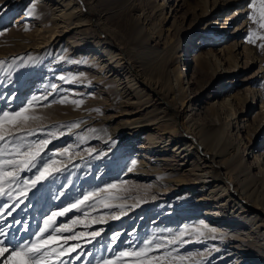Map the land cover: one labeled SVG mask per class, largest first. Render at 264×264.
<instances>
[{
	"label": "bare ground",
	"instance_id": "bare-ground-1",
	"mask_svg": "<svg viewBox=\"0 0 264 264\" xmlns=\"http://www.w3.org/2000/svg\"><path fill=\"white\" fill-rule=\"evenodd\" d=\"M115 1H109L112 8L98 18L97 28L115 12ZM142 1L122 0L130 28L122 46L114 44L119 39L116 32L109 29L111 33L102 38L91 30V18L79 0H33L16 18L17 35L37 40L35 66L41 63L43 68V61L49 59L52 69L64 68L56 77L81 78L76 92L97 99L82 96L61 101L57 107L65 112L63 116L35 124V135L51 134L48 127H58L48 144L56 145L57 167L76 170L87 165L91 171L99 166L98 178L117 174L119 180L114 183L136 182L135 191L121 184L104 187L100 193L123 199L114 202L117 207L112 213H101L97 219L79 217L66 236L76 239L63 241L70 245L68 253L52 259V264H62L66 256L77 264L101 244L107 245L109 253L116 252L141 235L165 230L200 235L211 245L208 257L218 263L261 264L253 251L264 236V90L259 85L264 63L243 35L246 30L232 29L231 17L226 15L220 32L216 31L219 16L235 0L194 4L155 0L150 5ZM184 8L194 16L182 31L178 18ZM11 12L10 8L3 11ZM201 24L205 27L200 28ZM231 37L236 40L229 44L226 40ZM255 65L253 75L240 76ZM36 69H30L27 77ZM12 96L7 109L17 108L25 98L17 102ZM66 120L77 121L76 126L61 128ZM25 173L20 172V177ZM130 174L135 178L127 181ZM70 181L64 184V196L72 194ZM5 200L12 203L8 197ZM45 202L41 205L47 206ZM22 211L0 216V227L14 226L12 247L24 234L13 220ZM39 212L26 217L37 219ZM101 229L93 239L91 233ZM116 233L120 235L113 244Z\"/></svg>",
	"mask_w": 264,
	"mask_h": 264
},
{
	"label": "rangeland",
	"instance_id": "rangeland-1",
	"mask_svg": "<svg viewBox=\"0 0 264 264\" xmlns=\"http://www.w3.org/2000/svg\"><path fill=\"white\" fill-rule=\"evenodd\" d=\"M79 1L82 3V7L84 8L86 14H88L89 17L91 18V25H92L91 30H93L94 32H98L100 37L104 38L106 36V33L108 32L111 33L109 31L110 29L116 32L119 38L117 40H114L115 42L114 44L120 46L125 45L129 37L128 34L130 28L128 25L129 15L126 11L125 4L122 3V0L115 1L116 4L115 12L106 15L105 25L102 27L103 29L97 28L96 22L101 15L110 12L112 6L109 3V1L112 0H79ZM142 2H145L146 4L150 5L151 2H155V0H143ZM189 2L194 4L197 3V0H189ZM20 3H22V5L15 9V6H18ZM248 3L249 0H235L234 4L230 5V7L227 8L225 12H223L222 15L219 16L220 23L219 24L217 23L216 31L218 30L217 32H220V29L222 28V21L225 20L226 15L231 17L232 29L235 30L236 27H238L240 30L241 29L246 30V32L243 35L246 36L247 41H249L250 39L254 41V43L249 42L250 46H252L251 48H253L255 55L259 56L264 63V47H261V45H264V27H260L259 23H255L253 22V20L249 19V15L254 16L257 20L259 19L260 16L259 10L261 9L262 5L260 3V0H257V3L254 5V8H249L247 6ZM32 4H33V0H6V1L3 0L2 2H0V61L3 62L2 64H0V101L3 102L6 101L5 104L3 102L2 104H0L2 105L0 106V112L7 110L9 111L10 109H11L10 111L16 109L19 110L20 109L19 107L25 105L28 101H30L29 98H31V100L33 97L38 98V100L35 103H33L31 109H29L27 113V115L35 117L34 119H30L26 124H21L17 127H13L10 125L4 126L3 132L5 139L3 141H0V149L4 150L5 153L14 151V146L17 145L22 144L24 147L21 148V151H24L27 148V146L30 144L34 145L35 143H38L41 140H48V141L52 140L53 139L52 132L58 128L57 126H53L52 128L48 127V129L52 130L51 134L48 132V134L45 133L43 134L45 136H43L40 134L35 135V133L37 132L36 125H39L41 122H46L47 120H52L53 118L63 116L65 112L57 107V104H59L61 101L69 100L71 102L72 100L71 98L74 99L77 97L79 99V98H83L82 96H84L85 99H88L90 97L88 100H90L91 98L94 101L97 100L95 97L93 98V96L91 95L85 96V94H80L76 92V90H78L80 86L78 85V83L79 84L82 83L81 78H77L73 74L70 75L62 74L56 77L57 74H61L63 72L62 70L64 68H56V70L52 69L51 67L53 66H51V64L53 63H49V59L44 60L43 61L44 63L42 62L43 68L41 67V63L35 66L37 64L36 62L38 61V57L37 54H35L36 51H34L33 48H35L37 40H32V39L22 40L21 36L19 37L17 35L19 33L15 32V29H17L16 28L17 23H15L16 18L19 15L23 14L25 10L31 7ZM6 8H10V11L13 10V13L11 12L8 15H5L3 11ZM181 13L182 15L178 18V24H179L178 27L179 30L183 31L184 28H187V26L190 24L191 19L194 15H190L187 8H184ZM205 23L206 22H204V24ZM170 24L171 22L168 24V26H170ZM204 24H201L200 28L205 27ZM250 33H253L254 35L250 37L249 35ZM232 38L234 37H231L226 41H228V43L230 44L232 41L236 40ZM195 39L197 40L199 38L196 37L194 38V40ZM32 66L36 67L37 69L35 72H33L34 75L33 74L30 75V78H28L26 74L30 69L34 68ZM193 66H195V62H192V67ZM257 69H258V65H255L252 68L248 69L247 71H242L240 76H245V75L251 76L253 75V73H255ZM261 73L260 76L262 75ZM69 76L72 77L70 78ZM44 81L47 83L45 84ZM38 82L39 83L43 82L44 85L42 84L36 85V83ZM259 82H260L259 85L261 86L262 90H264V78ZM3 90L5 91L4 94H2ZM11 95H13L12 96L13 99L16 97L17 102L20 98L25 97L24 99L20 100L18 107L15 109H13L12 107L7 109L9 104V98H11ZM260 106L261 104L259 102L257 105L258 109L261 108ZM66 111L69 112L68 110ZM205 119L206 118L202 116V120ZM76 123L77 121L70 122L69 120H66L65 122H63V125H61L62 126L61 128L70 129L72 127L69 126L76 125ZM31 125H33L34 129H31L33 128L31 127ZM48 144L45 146L42 155L44 156L45 160L54 157L56 161V166H59L60 160H57L56 156L53 153V150L55 149L56 145L50 144V146L48 147ZM121 156L122 159L125 158V156L123 155ZM10 158L11 157L7 156L6 154L0 155V159H10ZM115 160H118V158H116ZM128 160L131 161L130 158ZM128 160H126V162H129ZM123 161L124 160H122V162ZM80 167L76 168V170L73 167H65L61 172L56 173L54 177L50 178L45 183L44 187L41 189V191L43 192L42 198H39L40 197L39 193L36 195H30L29 200L26 202V205H21L20 208H22L23 211L19 214L22 217L19 218V214L18 216L13 217V220L15 221H17L18 218L20 219L19 220L20 223L17 226L20 225L19 231L20 232L24 231L25 234V235L23 234L20 237L21 241L34 239L32 234L35 233L39 227L42 226L43 218L45 215L50 214L52 209L57 210L59 207L67 206L66 204H68V202L69 203L74 202L76 199L81 197L82 193L96 192V194L90 200L86 201L85 204L81 206L79 211L73 209L64 217H58L57 225L68 224V226L71 228L73 225V220H75L73 219L75 216L82 217V215H88V216L90 215L89 216L90 218L97 219L101 215V213H112L115 210L117 206L115 205L114 207V202L122 200L123 198H121L120 196L114 193L107 196L105 193H100V191L97 190L98 189L104 190L105 189L104 187H106L105 190L109 189L107 187L108 186L107 184H112V182L115 179L119 180L118 178L119 176L117 174H110L107 178H105L107 179V181H105V179L103 178L102 179L98 178L99 166L92 168L91 171L89 170L87 165H86L87 168L82 166ZM34 173H35V169H33L32 172L26 171V173L23 176H21V179H30L34 175ZM112 175L114 177H112ZM69 178L71 180L70 181L71 190L68 189V192L69 193L72 192V194H70L69 196L67 195L68 198H66L67 196L63 195L65 191L63 192L62 189L64 187V184L66 183V180ZM128 178L134 179L135 177L132 176V174H130L129 177L125 179H127L128 181L129 180ZM122 183L123 184L118 182L117 183L113 182V185L121 184L123 185V188L135 191L136 189L135 181L134 182L128 181L127 183L126 182H122ZM5 187L7 189V185ZM16 188H17L16 185H12V189L14 191H13L12 203L10 205H13L14 203L18 202V200L15 198ZM5 198L6 196L3 199L0 198V205L4 204V202L6 201ZM34 198L35 199L39 198L41 202H38L36 205H34L35 203ZM20 199H22V197H20ZM45 201H48V203L46 204L47 206H42L41 203ZM105 204L111 205V207H105ZM42 208L43 210H41ZM39 211H42L41 212L42 215L41 217H39L40 219L37 218L33 220L32 218L29 219L26 217L31 214L34 215L33 213L35 212H38V214H40ZM6 212L7 209L3 211V215H5ZM8 223H10V221ZM5 227H6L5 225H2L0 228L4 229L8 235L7 237L0 236V240H5L6 243H10L12 241L11 235L13 233L12 228L14 226L10 228L7 227L5 228ZM71 232L57 233L56 235L62 238L50 243L48 246H46L43 249V251L49 252L50 249L52 248H57V250L59 251L60 248L62 247L63 251L58 258H61L62 254L63 255L65 253L67 254L68 247L70 245H65L63 243L64 241L63 237H66ZM151 234H152L151 236L147 234L148 236L145 237L144 235L137 237V239L134 242H131V245L124 247L125 249L124 248L117 249L116 252L111 251V253H109L107 251V245L101 244L94 248V251L96 250L95 252L89 254L92 255L91 257L88 256L85 259L84 257H82L81 258L82 260L78 259L79 261L77 262V264H104L105 261H111L112 264H223V262L218 263L212 257L211 258L208 257V253L210 251L211 245L209 242L206 243L202 241V239L199 238L200 235L192 234L189 232L188 234H186V232H182L183 235H180L181 233H178V235H176L168 230L162 232L157 231ZM45 235H47V233ZM259 238L260 241L258 242V246L254 245L253 253L256 254V261L258 263L260 262L261 264H264V236H260ZM20 239L19 242H21ZM145 240H152V244L149 246L151 250L146 253L147 259L145 258V256L142 255H125V256L118 255L120 252L139 253L140 249L145 247L144 244ZM169 240H175V242L169 244L168 243ZM157 245H165V246L157 247ZM77 253L79 254V252ZM167 253H171V255L170 256L166 255ZM5 254L6 253H4V255ZM4 255L0 257V264H4V262L7 260V257L10 255V252L7 253L5 257ZM66 257L63 263L72 264V261ZM239 257H240L239 259H243V257L245 256L243 257L239 256ZM58 258L55 253H52L50 264L53 263L52 259L53 261H57L59 260ZM227 262H224V264H230L229 261ZM8 264H12V262L8 261Z\"/></svg>",
	"mask_w": 264,
	"mask_h": 264
},
{
	"label": "snow or ice",
	"instance_id": "snow-or-ice-1",
	"mask_svg": "<svg viewBox=\"0 0 264 264\" xmlns=\"http://www.w3.org/2000/svg\"><path fill=\"white\" fill-rule=\"evenodd\" d=\"M257 3V0H249L248 7L254 8V5ZM262 5L260 11L259 19L257 20L254 16L249 15V19L253 20L255 23H259L260 27H264V0H260ZM250 37L254 35L253 33L249 34ZM250 43H254L253 40H249ZM264 47V45H261ZM3 62L0 61V64ZM55 87V86H53ZM38 100L37 97H33L32 100L28 101L25 105L21 106L18 111H3L0 112V141L5 139L4 136V126L10 125L17 127L21 124H26L30 119L35 117L27 115L29 109L32 107L33 103ZM63 102V101H62ZM74 103H79L75 102ZM76 125H71L69 127H74ZM49 143L48 140H41L38 143L30 144L24 151H21V148L24 146L17 145L14 146V151L5 153L4 150L0 149V155H7L11 157L10 159H0V198L8 197L13 199V189L12 185H16V199L18 202L13 205L4 203L0 205V216L3 215L5 209H9L7 212L8 216H12L14 212L20 209L21 205H26V202L29 200L30 195L40 194L39 198H42L43 192L41 189L44 187L45 183L56 173L61 172L63 169L56 166V161L53 158L48 160L44 159L42 153L44 152L45 146ZM67 151V150H65ZM135 164V161H132ZM35 169L34 175L30 179H21L20 172L27 171L32 172ZM7 185V189L6 186ZM107 187L113 188L115 185L109 184ZM101 191V190H97ZM96 193L87 192L82 193L81 197L76 199L74 202L69 203L67 206L59 207L55 211H51L50 214H47L43 218V224L33 233L34 239L24 240L17 243L14 247L10 243H6L5 240H0V256H3L4 253L10 252V255L7 257V260L4 264H8V261H11L12 264H50L51 254L55 253L57 257L62 253V247L58 251L57 248L50 249L49 252L43 251V249L48 246L50 243L61 239L62 237L57 236V233L60 232H71L72 229L68 224L57 225V218L64 217L73 209L79 211L81 206L85 204L86 201L90 200ZM22 197V199H20ZM105 207H111V205L105 204ZM117 219L118 217H113ZM75 222H80V218L76 217ZM19 224L20 221H15ZM103 229L97 232H92L91 236L93 239H96ZM47 233V235H45ZM7 233L4 229L0 228V236L7 237ZM119 233H116L112 239V243L115 244L119 238ZM180 235H183L182 233ZM64 242L67 243L68 240L76 239V236L63 237ZM175 240H169L168 243H174ZM145 247L141 248L139 253H126L120 252L119 256L125 255H142L146 257V253L151 250L149 247L152 244V240L144 241ZM165 245H157V247H164ZM78 245L73 247L75 251ZM166 255H171L167 253ZM63 264V262H62ZM104 264H112L111 261H105Z\"/></svg>",
	"mask_w": 264,
	"mask_h": 264
}]
</instances>
